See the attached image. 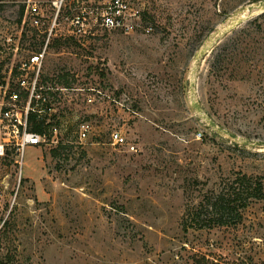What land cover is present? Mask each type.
Returning a JSON list of instances; mask_svg holds the SVG:
<instances>
[{"label": "rangeland", "instance_id": "374dc122", "mask_svg": "<svg viewBox=\"0 0 264 264\" xmlns=\"http://www.w3.org/2000/svg\"><path fill=\"white\" fill-rule=\"evenodd\" d=\"M32 1L39 25L29 0H0V78L41 49L54 20L52 0ZM128 1L143 12L140 28L81 39L67 33L74 1L63 7L42 73L55 94L58 134L47 128L45 142L27 147L22 171L13 155L0 157V257L8 264H197L196 256L264 264V200L237 224L183 227L189 205L203 196L194 178L203 193L240 173L264 178V148L217 134L193 109L189 86L196 51L243 17L199 64L197 95L219 124L264 140V8L240 12L263 0ZM86 121L92 130L80 142ZM114 130L138 150L114 144Z\"/></svg>", "mask_w": 264, "mask_h": 264}, {"label": "built area", "instance_id": "2783aa9c", "mask_svg": "<svg viewBox=\"0 0 264 264\" xmlns=\"http://www.w3.org/2000/svg\"><path fill=\"white\" fill-rule=\"evenodd\" d=\"M73 1L72 12L67 15L69 24L67 33L74 39L97 35L100 29L131 33L143 24V12L140 8L131 6L128 0ZM68 2L69 0H52L55 17L45 30L43 46L37 51L22 55L16 63L11 62L7 66L6 73L0 78V157L13 155L21 171L25 165L27 147L38 145L48 138L47 133L31 131L32 112H36L38 117L43 119L44 125L52 134L55 136L58 134L60 118L54 116L55 94L52 86L42 84V73L49 43L55 37V30L59 24L57 19ZM28 11L34 16L31 20L32 24L39 25L41 18L36 16L39 13L38 3L29 0ZM7 40H13V36H9ZM18 52L17 47L15 53ZM57 88L64 89L63 86ZM87 100L93 102V95L88 94ZM91 130L90 122L81 123L78 130L80 142L88 138ZM199 136H202V133H199ZM111 140L116 145L128 146L132 151L138 150L135 144H130L121 131H112Z\"/></svg>", "mask_w": 264, "mask_h": 264}, {"label": "trees", "instance_id": "16d2710c", "mask_svg": "<svg viewBox=\"0 0 264 264\" xmlns=\"http://www.w3.org/2000/svg\"><path fill=\"white\" fill-rule=\"evenodd\" d=\"M24 8L22 10V14ZM45 42V36L42 43ZM31 131L47 133L42 118L36 112L31 114ZM218 134V133H217ZM237 143V142H236ZM238 144V143H237ZM58 155L59 151H54ZM11 154V151H9ZM204 182L196 177L193 179V189H198L203 195L197 206L189 205L183 219V227L187 230L189 225L196 228H211L217 225H234L243 220L244 210L257 200H264V178H254L247 173H240L233 179H228L220 189L203 193L200 185ZM197 264H207L205 256H196ZM2 264H8L0 257Z\"/></svg>", "mask_w": 264, "mask_h": 264}, {"label": "water", "instance_id": "95a60500", "mask_svg": "<svg viewBox=\"0 0 264 264\" xmlns=\"http://www.w3.org/2000/svg\"><path fill=\"white\" fill-rule=\"evenodd\" d=\"M264 8V0L259 2L258 4H251L249 6H243L240 8V12L250 11L254 12L257 9ZM243 21V17H240L236 20H231L227 25L223 26V28H219L211 35L207 37L204 44L196 51L194 55V65L192 66V76L189 80V86L191 91L190 101L193 109L198 113L199 118L203 120L211 129H213L219 135L229 138L241 145L248 147H260L264 148V140L263 139H254L241 136L237 132H234L215 120L211 114H209L201 101L198 99L197 95V82L195 79V74L197 73V68L199 64L206 58L209 52L214 48L215 44L219 43L221 38L225 36L230 30H232L235 26L239 25ZM0 264L2 262L0 261Z\"/></svg>", "mask_w": 264, "mask_h": 264}]
</instances>
